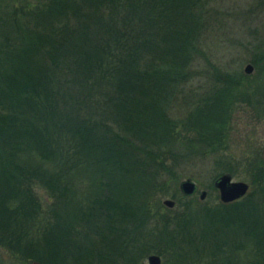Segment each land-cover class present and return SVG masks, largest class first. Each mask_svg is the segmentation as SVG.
<instances>
[{
    "label": "trees",
    "instance_id": "16d2710c",
    "mask_svg": "<svg viewBox=\"0 0 264 264\" xmlns=\"http://www.w3.org/2000/svg\"><path fill=\"white\" fill-rule=\"evenodd\" d=\"M210 1L0 0V264H140L150 253L166 264L180 244L200 263L264 264L262 159L245 160L253 191L242 199L193 214L180 194L182 213L153 219L168 163L188 155L169 108L188 109L193 65L209 61ZM251 64L264 70V53ZM207 66L204 107L255 99L264 115V98ZM223 110L214 131L228 125ZM211 139L205 154L218 149ZM231 160L217 161L232 176Z\"/></svg>",
    "mask_w": 264,
    "mask_h": 264
},
{
    "label": "rangeland",
    "instance_id": "374dc122",
    "mask_svg": "<svg viewBox=\"0 0 264 264\" xmlns=\"http://www.w3.org/2000/svg\"><path fill=\"white\" fill-rule=\"evenodd\" d=\"M208 7L214 12L210 15L202 42L205 51L208 53L209 61H204L202 64L197 61L193 65L192 71L196 70V72L188 84V109L185 105L179 106L180 103L177 107L172 105L169 108L170 115L174 116L180 123L178 125L180 136L186 137L188 140V152L187 147H185L188 155L168 163L174 165V173L167 177V190L162 192L158 199L154 197L158 206L154 208L153 212L160 215L153 218L154 220L160 221L161 215L170 217L183 212L184 209L180 204L183 198L181 199L179 184L186 179H190L197 186V192L191 196L195 202L190 207V213L196 214L197 211L199 213L204 204L208 208H213L217 203H222L213 183L218 177L228 173L222 172L217 160L228 161L232 159L231 163L238 164L236 165L237 170H234L236 172L230 176L233 182L248 184L247 194L253 191V188L245 172V160H251L255 157L264 162V115L253 107L255 99L239 101L230 112L220 107V109L218 107L206 108L204 106L207 102L202 103L214 84L213 80L210 79L212 71L207 70L209 67L207 64H212L225 74L235 77L236 80L240 79L238 82L241 86H237L239 89L242 88L241 93L255 94L254 97L259 100L264 98V70L260 65L255 69L251 64L256 54L264 53V0H211ZM248 64L252 65L253 72L246 75L244 68ZM221 110L228 113L225 117L228 120V125L225 129L223 127L220 130L222 125L219 122L217 124L219 130L214 131L210 124L219 117L220 113L222 114ZM187 118L188 123H185ZM203 135L212 137L213 142L220 138L215 141V144L218 145L216 155H214L215 153H203L206 148L208 151L210 150L206 142H201ZM195 138L198 139V142L189 144L190 140L194 141ZM194 147L196 150L194 149L193 157L191 150ZM185 149L180 148V153L185 154ZM37 191L42 200L51 202L48 193L42 189H37ZM202 191L206 192L204 200L199 199ZM165 200L174 201V208H166L163 205ZM196 226L199 227L198 223ZM201 237L200 234L197 236V238ZM221 238H213V240L209 238V242L222 241ZM203 241L199 240V242ZM180 246L183 247L182 250L180 249L181 251L175 248L171 252L172 255L169 253L170 259L166 264H205L198 262L199 259L194 254L188 255L190 252H188L187 245L180 244ZM151 255L157 254L150 253L149 256ZM163 257L167 259L165 253ZM163 257H161V264H165ZM147 258L148 256L142 259L140 264H148Z\"/></svg>",
    "mask_w": 264,
    "mask_h": 264
},
{
    "label": "water",
    "instance_id": "95a60500",
    "mask_svg": "<svg viewBox=\"0 0 264 264\" xmlns=\"http://www.w3.org/2000/svg\"><path fill=\"white\" fill-rule=\"evenodd\" d=\"M253 72L252 65L248 64L244 68V73L249 75ZM264 158V149H263ZM214 188L218 191L219 200L223 204H230L242 199L248 192L249 186L244 182H233L229 174H224L218 177L214 183ZM179 191L185 197H191L197 192V186L190 179H186L179 184ZM206 197V192L202 191L199 195L200 200H204ZM163 205L172 209L175 206V202L172 200L163 201ZM148 264H161V258L157 255H151L147 258Z\"/></svg>",
    "mask_w": 264,
    "mask_h": 264
},
{
    "label": "flooded vegetation",
    "instance_id": "af4514ba",
    "mask_svg": "<svg viewBox=\"0 0 264 264\" xmlns=\"http://www.w3.org/2000/svg\"><path fill=\"white\" fill-rule=\"evenodd\" d=\"M160 257V256H159ZM161 258V257H160Z\"/></svg>",
    "mask_w": 264,
    "mask_h": 264
}]
</instances>
